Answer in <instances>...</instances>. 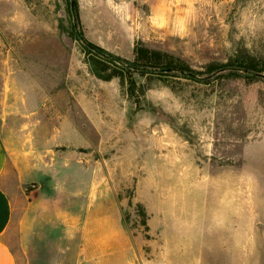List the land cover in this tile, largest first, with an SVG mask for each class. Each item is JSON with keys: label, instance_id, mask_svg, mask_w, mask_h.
Wrapping results in <instances>:
<instances>
[{"label": "rangeland", "instance_id": "rangeland-1", "mask_svg": "<svg viewBox=\"0 0 264 264\" xmlns=\"http://www.w3.org/2000/svg\"><path fill=\"white\" fill-rule=\"evenodd\" d=\"M75 2L0 0V52L40 101L20 140L62 156L63 179L77 166L91 179L18 212L22 263L264 264V72L246 69L264 66V0L144 5L136 43L191 72L140 69L132 53L95 68ZM74 191L95 197L78 224L96 231L92 253L64 236Z\"/></svg>", "mask_w": 264, "mask_h": 264}, {"label": "crops", "instance_id": "crops-1", "mask_svg": "<svg viewBox=\"0 0 264 264\" xmlns=\"http://www.w3.org/2000/svg\"><path fill=\"white\" fill-rule=\"evenodd\" d=\"M167 2L168 0H77L88 42L121 58H130L125 55L126 53L135 56L139 11L144 5L154 8L160 3ZM84 8L89 10L95 21L93 39L88 34L86 18L84 19L81 14ZM37 92L32 75L17 67L0 52V264H23L17 252V215L20 210L25 206L28 210L34 208L42 193L48 200L49 195L54 194L62 185L74 187V184H79L82 180L85 183L88 181L89 184L91 181L85 174L90 170L88 171L85 166L69 170V176L63 179L60 165L57 163L62 161L59 160L62 156L54 155L50 161L48 150H28L23 140H20L38 113L36 110L40 107V101ZM71 125L74 127L73 123ZM36 128L34 131L37 138L40 140L46 138L43 130ZM58 130L60 131V128L57 127ZM66 148L76 151L73 145ZM73 156L77 163L81 162L77 151ZM30 186L32 190L27 192ZM75 196L65 201L68 209L75 212V215L62 219L64 220L62 224L66 228H72L66 230L64 236L73 237L74 249L87 254L92 253L96 250V241L93 239L96 231L89 224L83 228L78 224L83 213L90 214L95 197L91 193L86 195L81 192H75ZM25 241H28L27 235ZM86 263L107 264L102 260L86 262L82 260L79 264ZM25 264L36 262L31 259Z\"/></svg>", "mask_w": 264, "mask_h": 264}, {"label": "trees", "instance_id": "trees-1", "mask_svg": "<svg viewBox=\"0 0 264 264\" xmlns=\"http://www.w3.org/2000/svg\"><path fill=\"white\" fill-rule=\"evenodd\" d=\"M75 1H76L75 3H76L77 11H79L77 0ZM88 44L96 51V53L89 52L90 55L88 56V59L90 63L92 64V66H94L95 68H98L99 67L98 65L102 63H106L109 65V67L117 71L116 66L113 63L110 64L108 62H104L105 60L103 61L101 54H108L105 50H103L102 48L90 42H88ZM134 53H135L134 64L140 69H147V68L155 67V68L167 70V71L191 72L190 67L186 65L185 63H183L182 61L175 59L172 56L168 54H164L160 51L150 50L148 48H145L138 43L135 44ZM234 66H235L234 64L229 65V66H216L213 68V71L220 70V69L225 70V69H228V67L230 68ZM246 69L255 72V74L264 72V66L257 67L255 65H251V66L246 67Z\"/></svg>", "mask_w": 264, "mask_h": 264}, {"label": "water", "instance_id": "water-1", "mask_svg": "<svg viewBox=\"0 0 264 264\" xmlns=\"http://www.w3.org/2000/svg\"><path fill=\"white\" fill-rule=\"evenodd\" d=\"M91 77V76H90ZM92 78V77H91Z\"/></svg>", "mask_w": 264, "mask_h": 264}]
</instances>
